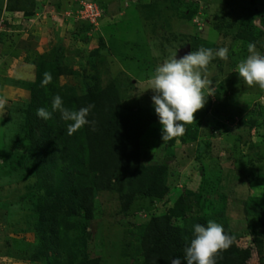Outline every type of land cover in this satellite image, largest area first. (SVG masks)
Segmentation results:
<instances>
[{
  "label": "rangeland",
  "instance_id": "374dc122",
  "mask_svg": "<svg viewBox=\"0 0 264 264\" xmlns=\"http://www.w3.org/2000/svg\"><path fill=\"white\" fill-rule=\"evenodd\" d=\"M4 1V0H3ZM3 1L0 0V9ZM104 13L98 23L81 17L82 3ZM22 9L20 24L0 18V264H45L37 257L39 185L31 161L26 109L42 66L64 105L78 95L117 88L121 105L156 115L150 79L158 65L190 44L191 51L226 47L202 73L211 81L204 107L182 136L163 141L158 117L138 136L140 163L167 164L163 197L137 192L128 207L118 190L96 189L93 216H69L81 257L101 264H144L141 234L155 216L177 208L174 223L197 217L228 224L251 246L249 264H264V88L239 77L249 43L236 37L247 25L264 54V0H8ZM209 95V96H208ZM208 96V97H207ZM182 222V223H181Z\"/></svg>",
  "mask_w": 264,
  "mask_h": 264
},
{
  "label": "trees",
  "instance_id": "16d2710c",
  "mask_svg": "<svg viewBox=\"0 0 264 264\" xmlns=\"http://www.w3.org/2000/svg\"><path fill=\"white\" fill-rule=\"evenodd\" d=\"M8 11H10L8 3ZM247 25H240L236 37L249 44H257L256 36ZM43 66V65H42ZM40 67L32 87L31 101L26 109L27 137L32 147L31 161L37 167L35 176L39 185L41 203L37 207V231L41 240L37 259L45 264H101L100 258L81 257V246L70 234L69 216L82 210L85 217L93 216L96 189H115L121 192L126 207L137 192L146 196L163 197L168 192L167 164L144 166L140 163V141L143 128L157 115L149 109L137 112L123 107L114 85L99 92L90 91L73 98L68 105L76 110L93 104L89 119L94 126L85 125L69 135V122L56 111L45 121L36 116V109L52 103ZM93 127L95 130H93ZM177 208L153 217L142 231L138 251H143L144 264H171L181 257L186 243L192 238L193 225L207 226L209 217H197L186 226L174 223ZM218 223V220H215ZM232 243L216 256V264H249L252 247L240 245V238L230 229ZM182 264L186 262L182 261Z\"/></svg>",
  "mask_w": 264,
  "mask_h": 264
},
{
  "label": "clouds",
  "instance_id": "9594fccd",
  "mask_svg": "<svg viewBox=\"0 0 264 264\" xmlns=\"http://www.w3.org/2000/svg\"><path fill=\"white\" fill-rule=\"evenodd\" d=\"M255 47V44H249L250 54L238 63L237 72L247 84L255 83L264 88V54L254 51ZM227 54L226 47L215 52L212 48L201 47L179 58L177 53H174L171 58L156 67L148 89L155 93L152 102L161 125L163 141L182 136L185 125L194 122V113L203 108L206 102L204 90L206 87L210 88L212 83L201 70L205 69L215 56L225 59ZM51 80V74L44 73L42 86ZM5 102V98L0 96V107ZM51 107L52 111L46 107L36 109V116L47 121L59 111L60 118L69 122V135L85 125L94 126L95 122L89 119L94 108L91 103L73 110L65 107L63 98L57 94ZM232 239L223 225L215 221L209 220L207 226L196 223L193 225L192 238L183 249V259L174 257L171 264H182V261L186 264H216V256L231 245Z\"/></svg>",
  "mask_w": 264,
  "mask_h": 264
},
{
  "label": "built area",
  "instance_id": "2783aa9c",
  "mask_svg": "<svg viewBox=\"0 0 264 264\" xmlns=\"http://www.w3.org/2000/svg\"><path fill=\"white\" fill-rule=\"evenodd\" d=\"M83 6V10L81 11V13H85V14H81V17L84 18V20H87L89 22H94V23H98V21L100 20V18L102 17L103 13H104V9L102 6H98L97 3H82Z\"/></svg>",
  "mask_w": 264,
  "mask_h": 264
},
{
  "label": "crops",
  "instance_id": "0c3cea01",
  "mask_svg": "<svg viewBox=\"0 0 264 264\" xmlns=\"http://www.w3.org/2000/svg\"><path fill=\"white\" fill-rule=\"evenodd\" d=\"M7 6H8V0H4L2 7L0 9V18L2 22L5 19L4 16L7 17L8 19L9 18H11L12 20L16 19L13 21L15 24H18V25L20 24L21 21H24L26 19L27 16L25 15L24 10L17 9L14 12H9Z\"/></svg>",
  "mask_w": 264,
  "mask_h": 264
},
{
  "label": "water",
  "instance_id": "95a60500",
  "mask_svg": "<svg viewBox=\"0 0 264 264\" xmlns=\"http://www.w3.org/2000/svg\"><path fill=\"white\" fill-rule=\"evenodd\" d=\"M191 51L190 44L186 45L185 48L181 51V56H184L186 53Z\"/></svg>",
  "mask_w": 264,
  "mask_h": 264
}]
</instances>
